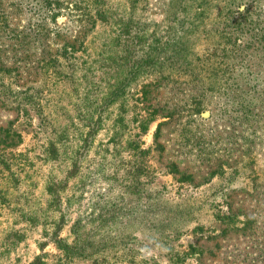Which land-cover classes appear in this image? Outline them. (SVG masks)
Segmentation results:
<instances>
[{"label": "rangeland", "instance_id": "374dc122", "mask_svg": "<svg viewBox=\"0 0 264 264\" xmlns=\"http://www.w3.org/2000/svg\"><path fill=\"white\" fill-rule=\"evenodd\" d=\"M192 2L0 0V76L17 84L0 93V264H264V0H207L189 27ZM133 33L206 48L223 84L99 73ZM194 100L137 127L149 103Z\"/></svg>", "mask_w": 264, "mask_h": 264}, {"label": "trees", "instance_id": "16d2710c", "mask_svg": "<svg viewBox=\"0 0 264 264\" xmlns=\"http://www.w3.org/2000/svg\"><path fill=\"white\" fill-rule=\"evenodd\" d=\"M56 2V0H55ZM179 2V1H178ZM195 0H193L192 4H194ZM207 0H198L195 2L194 5V14L190 21H186L189 24V27H196L197 24L194 20L200 21L203 12H204V5L206 4ZM178 6L179 3H178ZM245 12L247 10H244ZM243 13V12H242ZM55 13H51V17H54ZM243 14L238 15L237 17H242ZM237 21V20H236ZM232 25V29L237 30V25L235 26V22ZM238 24V21L236 22ZM4 24H2V27ZM228 34V33H226ZM230 34V33H229ZM37 35V34H35ZM130 40V43H125L123 50L125 52L121 54H116L117 51H120V47L122 43L112 44L115 52L111 56H107L109 61L99 63L98 70L99 73L102 71L109 79L112 76V72L117 69L118 66L123 64H128L131 73H135L138 71H145L149 73L152 79L148 82V85L152 86H161V87H170L174 85L178 89H190V91H194L193 87H189L188 84L192 83L195 84L196 82H206L209 81L210 85L208 88L213 87L214 85L221 86L223 84V79L219 80L220 78L217 76L218 71L221 69L214 66L211 59V54L207 51L206 48L201 51L199 54L195 55L192 50H190V44L188 43H180L178 39L170 42V41H161L160 43H136L142 36L133 33L132 35L127 37ZM136 38L135 43H132L131 40ZM69 46V45H68ZM192 46V44H191ZM117 48V49H116ZM66 43L59 45V47L54 51L52 57L49 58L50 61V69L48 74L51 72L55 75L61 74V70L59 69L60 62L58 59L61 55L66 53ZM38 66V65H36ZM35 66V67H36ZM42 68V66H38ZM0 70L4 73L9 72V70L4 67V65L0 64ZM13 75H6L4 77L0 76V93L5 94L6 89L14 90L17 86L16 81L13 80ZM6 78L7 81H4ZM107 86H111L112 83L106 81ZM122 86V81H117L112 88L108 91L105 99L107 103L115 100V97L112 98V94L115 91L119 90ZM146 98V97H145ZM149 97H147L148 99ZM178 101V100H177ZM200 104L199 100H194L192 103L189 104H175L174 106H153L151 103L147 105V109H144V113L137 117V127L141 130H145L148 123L154 120L156 116L158 117H165L166 120L171 119L174 115L179 114V112H184L189 116L190 112L195 113L197 109V105ZM180 108V109H179ZM99 116V115H98ZM101 120V118H98ZM165 123V121H159L157 123V127L154 130V136H157L159 125ZM94 129L93 126L90 127L89 132H92ZM50 151V157L57 158V148L51 142L48 145ZM169 171L171 173H177L176 166L173 163L168 165ZM182 180L190 179V175H185L181 173L179 176ZM58 182H51L48 183L46 189L48 192H52L55 189L54 186H57ZM28 264H40L37 257H34L32 260L28 262Z\"/></svg>", "mask_w": 264, "mask_h": 264}]
</instances>
